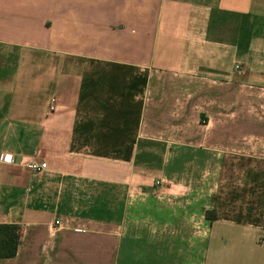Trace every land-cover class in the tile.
I'll use <instances>...</instances> for the list:
<instances>
[{
    "label": "crops",
    "instance_id": "0c3cea01",
    "mask_svg": "<svg viewBox=\"0 0 264 264\" xmlns=\"http://www.w3.org/2000/svg\"><path fill=\"white\" fill-rule=\"evenodd\" d=\"M2 153L0 264H264V0H0Z\"/></svg>",
    "mask_w": 264,
    "mask_h": 264
},
{
    "label": "trees",
    "instance_id": "16d2710c",
    "mask_svg": "<svg viewBox=\"0 0 264 264\" xmlns=\"http://www.w3.org/2000/svg\"><path fill=\"white\" fill-rule=\"evenodd\" d=\"M19 241V225L0 223V258L13 257L18 249Z\"/></svg>",
    "mask_w": 264,
    "mask_h": 264
},
{
    "label": "built area",
    "instance_id": "2783aa9c",
    "mask_svg": "<svg viewBox=\"0 0 264 264\" xmlns=\"http://www.w3.org/2000/svg\"><path fill=\"white\" fill-rule=\"evenodd\" d=\"M50 110L55 108V105H50ZM0 160L5 162H11L13 160L12 154L10 153H2L0 155ZM25 165L28 169L34 171V172H41L47 168V163L45 161H36V160H30L26 161ZM57 223L59 221H56Z\"/></svg>",
    "mask_w": 264,
    "mask_h": 264
}]
</instances>
